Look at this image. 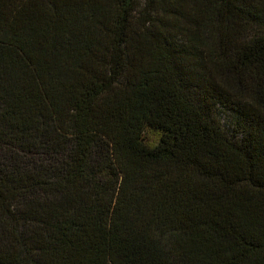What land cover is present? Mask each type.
Here are the masks:
<instances>
[{"label":"trees","instance_id":"trees-1","mask_svg":"<svg viewBox=\"0 0 264 264\" xmlns=\"http://www.w3.org/2000/svg\"><path fill=\"white\" fill-rule=\"evenodd\" d=\"M0 264H264V0H0Z\"/></svg>","mask_w":264,"mask_h":264},{"label":"rangeland","instance_id":"rangeland-1","mask_svg":"<svg viewBox=\"0 0 264 264\" xmlns=\"http://www.w3.org/2000/svg\"><path fill=\"white\" fill-rule=\"evenodd\" d=\"M220 117H221V119H222V121L224 122V123H228V121L230 120V114L229 113H227V112H225L224 110H222L221 112H220Z\"/></svg>","mask_w":264,"mask_h":264}]
</instances>
